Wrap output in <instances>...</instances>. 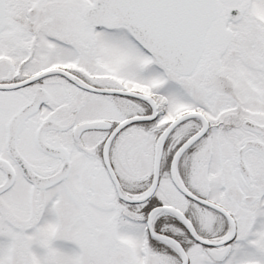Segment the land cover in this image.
I'll return each mask as SVG.
<instances>
[{"label":"snow or ice","instance_id":"1","mask_svg":"<svg viewBox=\"0 0 264 264\" xmlns=\"http://www.w3.org/2000/svg\"><path fill=\"white\" fill-rule=\"evenodd\" d=\"M0 264H264V0H0Z\"/></svg>","mask_w":264,"mask_h":264}]
</instances>
